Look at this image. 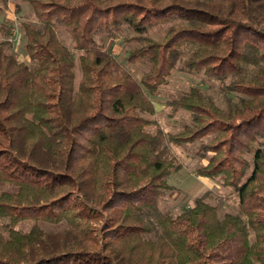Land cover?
<instances>
[{
  "label": "trees",
  "instance_id": "1",
  "mask_svg": "<svg viewBox=\"0 0 264 264\" xmlns=\"http://www.w3.org/2000/svg\"><path fill=\"white\" fill-rule=\"evenodd\" d=\"M10 0H0V12ZM38 26L24 22L33 66L0 40V264H264V0H25ZM169 24L160 39L149 29ZM132 32L127 62L147 60L136 80L97 36ZM66 29L75 58L59 38ZM180 70L225 81L240 95L221 107L198 87L166 105L191 112L178 132L157 129L149 93ZM251 68L249 76L245 71ZM208 137L196 154L199 176L220 178L239 212L219 214L202 199L161 214L146 238L166 177L179 168L169 144ZM252 154L251 159L247 154ZM33 222L27 231L16 228ZM60 224L57 231L40 223Z\"/></svg>",
  "mask_w": 264,
  "mask_h": 264
},
{
  "label": "rangeland",
  "instance_id": "2",
  "mask_svg": "<svg viewBox=\"0 0 264 264\" xmlns=\"http://www.w3.org/2000/svg\"><path fill=\"white\" fill-rule=\"evenodd\" d=\"M24 22L32 23L38 26L30 4L25 0H10L8 8L0 12V40L8 39L9 44L6 50L16 55L20 61H24L33 66L34 62L29 59L26 54L24 43L25 35L22 24ZM169 24H159L148 30L147 35L154 39H160L165 33ZM132 32L127 27H121L113 32V35L97 36L100 45L109 50L117 61L123 65L131 75L139 80L144 72L149 68L147 60H138L136 62H127L126 56L128 52L137 47L139 44L135 41L128 40ZM59 38L71 49L75 58V74L76 82L80 77V69L78 65V51L72 48V40L69 32L64 28L58 30ZM192 47L186 45L182 48L181 60L178 61L176 68L172 71L167 81L160 85L157 92L148 93L149 98L154 104V115H146L147 118L154 119L156 124L149 125L146 130L150 133L161 129L164 132H178L182 129L184 123H188L191 119V112L185 109H172L166 105V101L171 97L183 94L190 87H198L205 97L211 98L221 107L227 105V97L235 103L240 95L235 92L227 93L223 86L230 81L208 78L202 72L186 73L180 70L182 59H184L191 51ZM251 68L245 71V76H249ZM209 138L204 137L194 142L177 145L169 144L170 155L174 158V163L179 165L177 170L172 171L167 177L166 182L172 187L170 190L163 191L158 206L155 210H149L145 214V219L152 227V230L146 234V238L154 240L161 234L159 224V216L161 214L176 215L183 210L189 208L197 199H202L212 205L218 207L220 215L224 213L239 212V197L237 192L231 187L225 186L220 178L210 179L197 175L196 168L206 163V159H201L196 151L202 142ZM264 149V139L256 143ZM251 159L252 154H247ZM12 186L0 183V192L4 190H12ZM7 223V219L0 218V231L3 225ZM33 222L24 220L16 225L17 229L27 231ZM43 228L57 231L65 227L64 223L48 224L40 223Z\"/></svg>",
  "mask_w": 264,
  "mask_h": 264
}]
</instances>
